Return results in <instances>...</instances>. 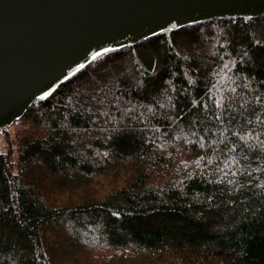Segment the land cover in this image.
<instances>
[{
  "label": "trees",
  "instance_id": "1",
  "mask_svg": "<svg viewBox=\"0 0 264 264\" xmlns=\"http://www.w3.org/2000/svg\"><path fill=\"white\" fill-rule=\"evenodd\" d=\"M0 264H264V14L113 50L0 131Z\"/></svg>",
  "mask_w": 264,
  "mask_h": 264
},
{
  "label": "water",
  "instance_id": "2",
  "mask_svg": "<svg viewBox=\"0 0 264 264\" xmlns=\"http://www.w3.org/2000/svg\"><path fill=\"white\" fill-rule=\"evenodd\" d=\"M264 0H0V130L100 56Z\"/></svg>",
  "mask_w": 264,
  "mask_h": 264
},
{
  "label": "rangeland",
  "instance_id": "3",
  "mask_svg": "<svg viewBox=\"0 0 264 264\" xmlns=\"http://www.w3.org/2000/svg\"><path fill=\"white\" fill-rule=\"evenodd\" d=\"M7 134H8V132H7ZM1 144H2V142H1ZM2 148H4V145H2Z\"/></svg>",
  "mask_w": 264,
  "mask_h": 264
}]
</instances>
